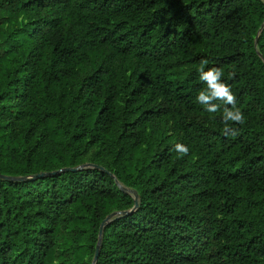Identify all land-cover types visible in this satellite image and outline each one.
I'll list each match as a JSON object with an SVG mask.
<instances>
[{
  "label": "trees",
  "instance_id": "16d2710c",
  "mask_svg": "<svg viewBox=\"0 0 264 264\" xmlns=\"http://www.w3.org/2000/svg\"><path fill=\"white\" fill-rule=\"evenodd\" d=\"M134 197L95 264H264V0H0V264H92Z\"/></svg>",
  "mask_w": 264,
  "mask_h": 264
},
{
  "label": "clouds",
  "instance_id": "9594fccd",
  "mask_svg": "<svg viewBox=\"0 0 264 264\" xmlns=\"http://www.w3.org/2000/svg\"><path fill=\"white\" fill-rule=\"evenodd\" d=\"M209 61L202 59L198 68L199 79L206 84V88L199 91L196 99L205 105L208 113H216L220 110L221 105L215 103L220 101L225 106L223 109V121L225 127L223 132L225 135L235 136L238 130L230 127V122L243 125L245 116L242 110L237 107L236 95L232 91V87L223 79V69L220 67H207ZM231 75V74H230ZM231 107H228V106ZM176 152L182 157L189 153V147L183 143L175 144Z\"/></svg>",
  "mask_w": 264,
  "mask_h": 264
},
{
  "label": "water",
  "instance_id": "95a60500",
  "mask_svg": "<svg viewBox=\"0 0 264 264\" xmlns=\"http://www.w3.org/2000/svg\"><path fill=\"white\" fill-rule=\"evenodd\" d=\"M94 167H97V168L101 169V167H99V166H95L94 165ZM63 170H76V168H65ZM56 172H58V171L50 172L49 174H54ZM45 175H46V173L42 172V173L34 174L32 176H29V177H18V178H13V179H18V180L34 179V178L42 177V176H45ZM2 177H4V176H2ZM133 200H134V205H133V207L131 209H129L127 211L111 212L110 214L105 216V218L101 221V224H100L99 230H98V241H97V244H96V247H95V250H94V254H93V257H92V264H95V262L97 260V257H98L100 238H101L102 230H103L105 224L110 222L114 217H116L118 215L127 214V213L132 212L137 207V198L134 197Z\"/></svg>",
  "mask_w": 264,
  "mask_h": 264
}]
</instances>
